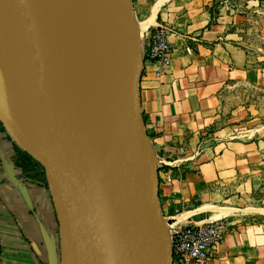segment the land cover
Returning <instances> with one entry per match:
<instances>
[{
	"label": "crops",
	"instance_id": "1",
	"mask_svg": "<svg viewBox=\"0 0 264 264\" xmlns=\"http://www.w3.org/2000/svg\"><path fill=\"white\" fill-rule=\"evenodd\" d=\"M214 1L132 0L143 18V46L150 28L161 23L173 47L171 64L159 77L152 61L143 62L141 106L156 144L170 150L167 155L176 153L173 161L186 169L174 189L163 192L166 203L173 194L194 197L199 204L188 220H231L214 249V264H264V215L257 213L264 212V134L253 136L258 128L222 122L221 115L228 90L259 82L264 67L235 40L221 13H212ZM20 149L0 121V264H61L46 170L18 164Z\"/></svg>",
	"mask_w": 264,
	"mask_h": 264
},
{
	"label": "water",
	"instance_id": "2",
	"mask_svg": "<svg viewBox=\"0 0 264 264\" xmlns=\"http://www.w3.org/2000/svg\"><path fill=\"white\" fill-rule=\"evenodd\" d=\"M39 0H0V87L9 73L31 97L41 137L0 102V121L45 167L61 243L72 264H172L158 201V166L140 99L143 49L132 0H91L103 112L112 136L117 188L98 177L80 121L48 57Z\"/></svg>",
	"mask_w": 264,
	"mask_h": 264
},
{
	"label": "bare ground",
	"instance_id": "3",
	"mask_svg": "<svg viewBox=\"0 0 264 264\" xmlns=\"http://www.w3.org/2000/svg\"><path fill=\"white\" fill-rule=\"evenodd\" d=\"M91 5V0H39L38 16L48 57L79 118L95 171L107 190L115 192L117 175L111 154L113 140L103 112L102 85L97 80L99 61L89 26ZM3 78L0 102L32 134L41 137L31 97L9 73L6 72ZM64 264H72L69 252Z\"/></svg>",
	"mask_w": 264,
	"mask_h": 264
},
{
	"label": "rangeland",
	"instance_id": "4",
	"mask_svg": "<svg viewBox=\"0 0 264 264\" xmlns=\"http://www.w3.org/2000/svg\"><path fill=\"white\" fill-rule=\"evenodd\" d=\"M211 10L216 18L218 17V12L221 13L220 15L223 16V19L227 23L228 31L233 35L235 40L242 43L258 59L259 64L264 67V0H215ZM136 17L140 26L143 18L137 14ZM143 31L144 27H141L140 34ZM145 48L146 45L143 46L142 44V49L144 50ZM222 106V122H241L244 128H258L253 136L263 135L264 76L254 85L246 83L230 88L224 95ZM146 130L158 166V201L164 220L170 227L171 235L174 227L190 222L188 219L193 215L190 210L195 208L199 204V201L194 197L178 199V196L173 194L169 202L166 203L163 192L165 190L167 193L172 191L178 180L184 176L186 169H184L182 162L176 163L173 161L175 160L174 155L176 153H173V155L165 154L164 152L169 153L171 151L160 148L153 137L154 133L148 130L147 127ZM167 196L169 197V194ZM253 209L256 210V208ZM257 213L264 215V212L257 211ZM219 218L230 220L226 216ZM230 226H232V223Z\"/></svg>",
	"mask_w": 264,
	"mask_h": 264
},
{
	"label": "built area",
	"instance_id": "5",
	"mask_svg": "<svg viewBox=\"0 0 264 264\" xmlns=\"http://www.w3.org/2000/svg\"><path fill=\"white\" fill-rule=\"evenodd\" d=\"M169 28L156 24L150 28L148 42L143 50L144 61L154 65V74L159 77L171 64L173 47L168 39ZM231 221L219 218L190 221L173 228L171 247L173 264H214L216 245L229 230Z\"/></svg>",
	"mask_w": 264,
	"mask_h": 264
},
{
	"label": "trees",
	"instance_id": "6",
	"mask_svg": "<svg viewBox=\"0 0 264 264\" xmlns=\"http://www.w3.org/2000/svg\"><path fill=\"white\" fill-rule=\"evenodd\" d=\"M17 162L25 169H35L36 165H40L43 168L42 172L45 173L43 165L25 150L20 149V154L17 156ZM35 175L38 176L39 173H35Z\"/></svg>",
	"mask_w": 264,
	"mask_h": 264
}]
</instances>
